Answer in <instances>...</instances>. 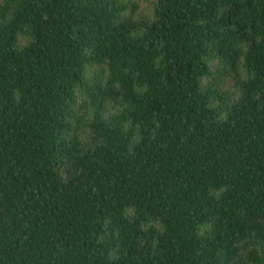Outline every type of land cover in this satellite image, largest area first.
Here are the masks:
<instances>
[{
	"label": "trees",
	"instance_id": "1",
	"mask_svg": "<svg viewBox=\"0 0 264 264\" xmlns=\"http://www.w3.org/2000/svg\"><path fill=\"white\" fill-rule=\"evenodd\" d=\"M142 1L0 4V264H264V0Z\"/></svg>",
	"mask_w": 264,
	"mask_h": 264
},
{
	"label": "rangeland",
	"instance_id": "2",
	"mask_svg": "<svg viewBox=\"0 0 264 264\" xmlns=\"http://www.w3.org/2000/svg\"><path fill=\"white\" fill-rule=\"evenodd\" d=\"M122 3H125L127 5H132L133 3H140V9H139V14L137 18L140 16H147V17H154V10L145 2L142 0H120ZM3 3V0H0V4ZM31 43V40L27 37H21L20 39V48H24L28 46ZM213 65H216V63H213ZM93 71V70H91ZM209 85V81L204 82V86ZM222 90L225 93H228L231 95V103H234V101L239 100L240 95H241V90L240 88L236 85L234 80H226L224 85L222 86Z\"/></svg>",
	"mask_w": 264,
	"mask_h": 264
}]
</instances>
